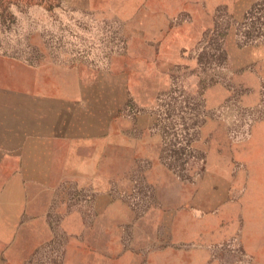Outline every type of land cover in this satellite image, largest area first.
<instances>
[{
    "label": "rangeland",
    "instance_id": "1",
    "mask_svg": "<svg viewBox=\"0 0 264 264\" xmlns=\"http://www.w3.org/2000/svg\"><path fill=\"white\" fill-rule=\"evenodd\" d=\"M0 264H264V0H0Z\"/></svg>",
    "mask_w": 264,
    "mask_h": 264
},
{
    "label": "crops",
    "instance_id": "2",
    "mask_svg": "<svg viewBox=\"0 0 264 264\" xmlns=\"http://www.w3.org/2000/svg\"><path fill=\"white\" fill-rule=\"evenodd\" d=\"M53 100L57 101V100H62V101H65V100H68L67 97L63 96V97H52ZM65 132L63 131L62 132V138L65 139ZM40 136H44L42 134H40L38 131H33L31 133V135L26 139L27 141L24 142L25 145H22V149H24V153L26 156L28 155H31V156H34L33 154V151L34 150H37L42 147L43 145L41 144L40 145V138H43V137H40ZM31 153V154H29Z\"/></svg>",
    "mask_w": 264,
    "mask_h": 264
}]
</instances>
